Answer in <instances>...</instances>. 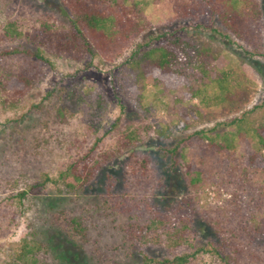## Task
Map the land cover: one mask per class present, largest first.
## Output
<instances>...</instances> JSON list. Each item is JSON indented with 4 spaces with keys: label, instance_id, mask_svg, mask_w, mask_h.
<instances>
[{
    "label": "rangeland",
    "instance_id": "1",
    "mask_svg": "<svg viewBox=\"0 0 264 264\" xmlns=\"http://www.w3.org/2000/svg\"><path fill=\"white\" fill-rule=\"evenodd\" d=\"M254 1L260 11L254 31L258 46L228 32L206 3L199 6L202 0H127L125 6L136 4V19L144 20V27L119 56L85 54L73 59L45 54L54 68L42 64L37 82L16 106H4L0 96V264L15 263L12 261L24 238L32 246L35 243L36 264H143V256L160 262L193 253L196 255L188 264H226L214 254L213 247L238 257L230 259V264H264V169H249L246 176L237 172L233 177L215 161L209 166H214L210 174L191 185L195 174L188 172L186 165L190 156L200 157L198 146L207 144L197 137L189 140L194 145L186 147V159L173 164L176 169L171 168L172 172V162L162 158V148L175 145L186 134L175 132L164 143L155 131L157 125L177 123L178 115L171 105L183 90L165 93L151 78L141 80L135 93L116 85L117 68L138 45L198 31L218 49L217 73L238 69L245 76L244 83L251 91L247 109L260 104L264 101V74H258L256 63L264 72V57L259 56L264 53V0ZM195 7L202 12L182 14L184 8ZM63 9L61 0H0V51H34L38 45L33 35L43 25L63 19ZM13 28L19 35H10ZM20 60L4 57L1 64L16 66ZM77 86L87 93L85 102L67 123L54 122L53 111L60 100L57 94ZM50 91L54 97L45 100ZM99 96L104 107L95 119ZM192 103L203 113L211 111L196 129L216 126L218 131H226L222 130L226 122L218 114V106L207 108L199 99ZM40 104L42 108L36 110L34 106ZM125 134L131 136L130 149L120 146ZM237 145V157L242 159L244 143ZM135 150L151 160L146 176L138 179L134 173L139 164L132 155ZM84 155L87 161L82 164L93 172L84 190L71 195L62 183L58 190L51 179ZM19 193L26 196L19 200ZM60 209L82 219L84 238L70 239L69 233L51 226V214ZM158 218L163 219L161 224ZM151 222L157 226V236L152 230L145 241L139 239V228ZM181 227L186 240H169L167 233L176 234ZM231 230L238 232L240 251L230 242L221 243L223 231ZM198 247L203 250L197 251Z\"/></svg>",
    "mask_w": 264,
    "mask_h": 264
},
{
    "label": "trees",
    "instance_id": "2",
    "mask_svg": "<svg viewBox=\"0 0 264 264\" xmlns=\"http://www.w3.org/2000/svg\"><path fill=\"white\" fill-rule=\"evenodd\" d=\"M126 1L61 0L64 5L63 19L53 20L56 23H48L36 31L33 40L38 45L37 49L29 51L28 49L12 48L0 51L2 104L12 108L16 106L23 95L37 82L42 64L54 68L53 63L45 54L73 59H81L85 54L94 57L116 53L119 56L123 47H130L142 31L144 27L142 21L144 20L136 19V4L125 6ZM203 3H206L218 16L228 32L244 40L248 45L258 46V39L254 31L259 25L260 11L254 0H202L199 6ZM177 10L179 11V9ZM182 12L184 15L194 16L202 11L199 7H195L189 10L184 8ZM10 35L17 36L19 33L17 34V30L13 28ZM159 40L155 43L149 41L138 45L131 51L121 66L117 68L116 85L128 93H135L141 80L151 78L152 84L165 93L183 90L182 96L176 98L175 104L171 105L177 112V123L173 126L167 124L165 127L157 125L155 130L164 143L169 141L175 132L181 136L186 134L175 145H166L162 148V158L172 162V167L169 169H176L174 165H179L186 159L185 149L187 146L194 145L189 142L194 137L207 145H199L200 157L196 159L194 156H190V161L186 165L188 172L195 174L194 177H191V185L198 184L209 175L214 168V166L211 168L209 166L214 165L215 161L218 163L217 166L221 167L220 170L229 171L233 177L237 176V172L246 176L249 169H264V101L247 109L251 91L244 83L243 73L238 69L217 73L214 64L218 49L210 39L198 31L174 34L169 37L163 36ZM13 56L21 59L17 63L18 65L1 64L4 57L11 58ZM259 56L264 57V53H259ZM256 64L260 68H258V74L263 76L264 72L261 70L260 64ZM88 65L91 64L88 63ZM88 65L86 67H89ZM81 88L77 86L60 90L57 94L60 99L59 104L53 111L54 122L67 123L77 113L85 102L84 95H87L82 92ZM54 95L53 91L48 92L45 100H51ZM194 99L204 102L207 108L210 105L218 106L220 110L218 114L224 116L226 122L224 123L226 127L222 130L227 128L226 131H218L216 126H212L210 129H196L205 118H208L206 116L210 115L211 111L203 113L200 106L192 103ZM96 101V109L93 113L95 119L99 117L100 111L104 107L102 96H99ZM182 103H186V105ZM34 108L40 109L42 105H35ZM228 127L231 128L228 129ZM241 141L244 143L245 156L239 159L236 152L237 144ZM130 142L131 136L125 134L120 146L130 149ZM132 155L135 163L139 164L134 173L137 179L139 176H146L147 170L145 171V169L151 162L150 158L143 151H132ZM137 158L141 159L140 163ZM86 161V155L74 160L63 172H60L56 179H51L52 183L58 190L57 185L62 183L67 193L80 194L93 176L92 170L83 165L86 164ZM241 166L244 169L240 170ZM174 176L178 181L182 180L178 173ZM173 194H178V190ZM25 196V193H19L18 199H23ZM69 215V212L64 209L53 212L50 217L51 226L61 228L69 233L70 239H75L77 236L80 239L84 238L82 219ZM162 220L158 218L160 224ZM155 227H157L156 224L151 222L146 227L139 228L138 238L145 241L152 230L153 236L156 237ZM182 229V227L177 229L176 234L167 233L168 239H173L175 243L185 241L187 237L184 236V233L186 232ZM223 232L221 243L227 245L230 242L235 251H240L242 242L239 240L238 232L234 233L232 230ZM132 235L137 238L134 233ZM235 240L236 243H234ZM33 244L35 246L34 242ZM38 244L41 248V243ZM34 246L31 245L28 238H24L19 252L14 256L12 262H15L14 264H36L33 253ZM213 248L214 254L226 264H230V259L238 260V257H232L230 253L220 251L218 247ZM196 250L202 251L203 249L198 247ZM195 255V253L175 255L172 258H164L160 262L143 256L142 263L188 264Z\"/></svg>",
    "mask_w": 264,
    "mask_h": 264
}]
</instances>
